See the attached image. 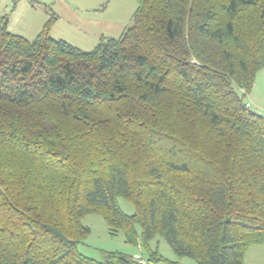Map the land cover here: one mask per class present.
Masks as SVG:
<instances>
[{
	"label": "trees",
	"instance_id": "trees-1",
	"mask_svg": "<svg viewBox=\"0 0 264 264\" xmlns=\"http://www.w3.org/2000/svg\"><path fill=\"white\" fill-rule=\"evenodd\" d=\"M136 2L89 52L51 36L53 13L32 41L0 24V264H161L158 237L244 264L264 245V116L246 101L264 0ZM91 214L140 259L82 254Z\"/></svg>",
	"mask_w": 264,
	"mask_h": 264
},
{
	"label": "rangeland",
	"instance_id": "rangeland-1",
	"mask_svg": "<svg viewBox=\"0 0 264 264\" xmlns=\"http://www.w3.org/2000/svg\"><path fill=\"white\" fill-rule=\"evenodd\" d=\"M136 8V0H0V24L5 19L9 32L32 41L53 13L58 20L51 28V36L89 52L103 37H120L131 26ZM249 99L253 102L250 108L264 116V70L258 73L246 101ZM118 203L125 214H134L132 203L124 198H119ZM82 222L91 230L88 238L79 245V251L85 256L101 260L103 251L121 252L133 257L141 254L139 247L126 242L123 233L111 236L101 215H88ZM151 247L166 260L161 264H197L190 258L179 259L160 237L151 242Z\"/></svg>",
	"mask_w": 264,
	"mask_h": 264
},
{
	"label": "crops",
	"instance_id": "crops-1",
	"mask_svg": "<svg viewBox=\"0 0 264 264\" xmlns=\"http://www.w3.org/2000/svg\"><path fill=\"white\" fill-rule=\"evenodd\" d=\"M248 103L251 107L253 106L251 99H249ZM244 264H264V245L251 246L246 252Z\"/></svg>",
	"mask_w": 264,
	"mask_h": 264
},
{
	"label": "built area",
	"instance_id": "built-area-1",
	"mask_svg": "<svg viewBox=\"0 0 264 264\" xmlns=\"http://www.w3.org/2000/svg\"><path fill=\"white\" fill-rule=\"evenodd\" d=\"M247 106H248V107H251V105H250L249 103L247 104ZM136 258H137V259H140V256H139V255H137V256H136ZM141 264H146V263H145V262H143V261H141Z\"/></svg>",
	"mask_w": 264,
	"mask_h": 264
}]
</instances>
